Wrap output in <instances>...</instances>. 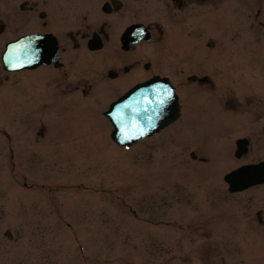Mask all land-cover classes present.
I'll use <instances>...</instances> for the list:
<instances>
[{"label":"rangeland","instance_id":"obj_1","mask_svg":"<svg viewBox=\"0 0 264 264\" xmlns=\"http://www.w3.org/2000/svg\"><path fill=\"white\" fill-rule=\"evenodd\" d=\"M6 1L0 2V19L9 20L11 13H21L15 5L21 0ZM162 2L128 0L125 13L133 20L138 19L133 13H140L149 21L153 13L165 10ZM222 5L220 28L217 4L189 8L205 11L209 26L213 20L214 27L204 23L206 16L193 17L191 43L196 45L200 29L209 40L223 42V48L207 50V71L222 64L215 73L221 92L222 87L228 90L236 75L264 73L258 60L264 49L248 50L249 55L233 44L232 13H249L247 8L236 11L233 0ZM77 9L81 13L75 14L87 26L93 1L79 0ZM64 29L59 35L66 44L69 29ZM28 30L8 28L0 35V51ZM80 42L82 50L87 48L86 39ZM192 47L194 59L196 47ZM79 57L88 59L85 53ZM27 75L8 74L0 64V264H264V185L230 194L224 181V175L237 166L259 160L264 144L257 141L249 155L237 159L235 144L229 140L201 145L176 124L146 143L120 149L111 139L113 126L108 120L102 122L104 116L92 110V104L81 101V112L77 109L69 121L70 109L60 115L38 113L47 99L40 88L29 84ZM178 83L181 101L188 107L197 96ZM57 117L62 121L60 130ZM44 120L53 125L62 143L60 155H47L50 137L39 133L43 127L50 129ZM246 126L241 123V128ZM253 130L261 140L259 126ZM16 151L18 156L12 159ZM192 151L199 159L190 156ZM8 229L13 239L5 235Z\"/></svg>","mask_w":264,"mask_h":264},{"label":"flooded vegetation","instance_id":"obj_2","mask_svg":"<svg viewBox=\"0 0 264 264\" xmlns=\"http://www.w3.org/2000/svg\"><path fill=\"white\" fill-rule=\"evenodd\" d=\"M90 1H93L95 9L90 11L93 16L87 26L75 14L81 13L77 9L79 0H21L19 6L15 4L21 13H11L9 20L5 17L0 19L3 32L8 28L16 31L26 28L30 31L27 33H52L58 40L60 58L57 61L33 69L11 72L14 75L21 72L28 73L29 84L33 88L42 90V95L47 101L43 102L42 108L38 107V113L60 115L70 109L69 114L76 115L74 112L77 109L81 112L79 105L83 101L92 104L91 109L99 110L104 116L111 102L123 95L130 87L158 76L169 80L177 93H181L178 83L180 82L185 89L189 88L197 96L188 107L181 101L182 119L188 131L195 130L199 134L195 139H201L202 145H206L213 136H216L217 142L220 143L228 140L237 143L238 139L247 138L249 153L256 143L264 144V73L251 76L236 75L230 79L232 85L226 86L228 90H223L222 87L221 92L215 73L221 70L222 64L220 66L214 64L212 71H207V50L218 46L223 48V42H218L216 39L209 40L206 31L200 29V36H196V45L191 43L192 34L194 35L191 27L193 17L206 16L204 23L210 28L214 27L213 20L209 26V15L205 11L203 13L189 8L192 5L217 4L220 13H217L216 22L220 28L224 23L225 13H221L224 0H163L165 10L162 13H153L149 21L141 18L140 13H133L138 16L137 20H133L130 13H125L128 0ZM233 1L236 11L247 8L249 12L232 13L234 46H239L249 55L248 50L255 53L264 49V0ZM0 2L7 1L0 0ZM69 17L72 18L71 21L66 20ZM129 18L133 21L128 22ZM136 24H143L146 27L145 35L150 34V38L126 49L122 36L128 28ZM179 26L180 29L177 28ZM64 27L69 29L66 44L59 35V32L65 30ZM83 29L86 31L83 32ZM94 36L99 38L97 43L101 48L90 50L85 47L82 50L84 46L80 40L86 39L89 44L88 40L90 41ZM192 46L196 47L194 59ZM81 53H85L88 59L82 60L79 57ZM250 59L256 57L251 56ZM258 60L264 64V57ZM13 84L16 85L17 81L14 80ZM180 97L182 100L181 94ZM104 99L109 101L103 102ZM209 120L212 123L208 132L206 128ZM102 122L106 123V120L103 118ZM233 122V126L229 127ZM241 123L247 126L241 128ZM47 126L50 127L49 124ZM258 126L263 134L261 140L253 135V128L258 129ZM247 127L251 130H247ZM228 129H237V132H230ZM248 131L251 133H246ZM48 133L49 128L43 127V133L40 132V135L45 137ZM48 145L52 148L47 150V155L51 156L52 153L60 155L63 150L58 138H52ZM66 153L71 154L70 157L73 158L71 151L66 150ZM261 161H264V154L259 160H252L250 163Z\"/></svg>","mask_w":264,"mask_h":264},{"label":"water","instance_id":"obj_3","mask_svg":"<svg viewBox=\"0 0 264 264\" xmlns=\"http://www.w3.org/2000/svg\"><path fill=\"white\" fill-rule=\"evenodd\" d=\"M137 30H129L126 35V42L130 44V37L132 35H136ZM138 32V31H137ZM54 44L52 43L49 35L47 36H29L25 37L17 42H14L8 46V50L5 54V64L8 69L16 70L27 67H34L46 61V59L50 58L53 55ZM157 84L156 80L150 81L148 83L138 85L133 88L127 96L121 99L119 102L115 103L114 106H120L121 109L126 107L128 108V112L124 117V120L121 118L120 111H118L119 119H117V129L114 133V138L118 140L120 143L124 144H132L137 140L152 135L158 130L157 122L155 120L158 119L160 122L161 118L165 115V112L168 113L172 109L170 106H166L164 108V112L161 115H157V106L150 105L146 106V109L143 117L139 119V111H138V98L144 92L152 91L154 92ZM146 99V95L143 96ZM152 99L156 101V99L151 96ZM168 102L169 100H166ZM161 106V105H160ZM169 109V110H167ZM124 121V128H121V124ZM141 121L140 128L138 127L139 122ZM167 123H165L166 125ZM164 126V125H163ZM162 126V127H163ZM157 128V129H156ZM226 180L231 184V187L234 189H242L248 187L252 184L260 183L264 181V164L258 166H244L239 170H236L229 174L226 177ZM7 234L10 235V232Z\"/></svg>","mask_w":264,"mask_h":264}]
</instances>
